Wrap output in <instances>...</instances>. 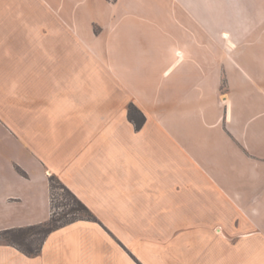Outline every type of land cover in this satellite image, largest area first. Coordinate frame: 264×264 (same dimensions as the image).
Masks as SVG:
<instances>
[{"label": "crops", "instance_id": "obj_1", "mask_svg": "<svg viewBox=\"0 0 264 264\" xmlns=\"http://www.w3.org/2000/svg\"><path fill=\"white\" fill-rule=\"evenodd\" d=\"M148 1L0 0V233L89 211L0 264H264L261 20Z\"/></svg>", "mask_w": 264, "mask_h": 264}, {"label": "rangeland", "instance_id": "obj_2", "mask_svg": "<svg viewBox=\"0 0 264 264\" xmlns=\"http://www.w3.org/2000/svg\"><path fill=\"white\" fill-rule=\"evenodd\" d=\"M96 0H90V2ZM171 0H152L146 2L151 4L152 8L165 7L170 8ZM196 9L201 16L210 19L217 28L218 32L227 31L232 38L238 42L255 41L259 39V33L249 32L246 36L241 33V26H251L256 19L261 20L264 27V0H195ZM262 35H260L261 37ZM52 189V218L56 223L67 222L79 217L89 216V212L83 209L60 183L53 177L51 180ZM41 234L36 230L24 232L21 236L18 234L0 235V240L5 238L37 246Z\"/></svg>", "mask_w": 264, "mask_h": 264}, {"label": "trees", "instance_id": "obj_3", "mask_svg": "<svg viewBox=\"0 0 264 264\" xmlns=\"http://www.w3.org/2000/svg\"><path fill=\"white\" fill-rule=\"evenodd\" d=\"M128 118L134 123V125H135L136 128H140L141 125H142V123H143V121L145 120L144 114L135 105H132V104L128 108ZM53 177H55V176H50V180ZM50 185H51V181H50ZM62 186L71 195L74 196V198H75L76 202L79 204V206H81L83 209H85L86 211H88V209L86 208V206L64 184H62ZM70 221H72V220H69L67 222H70ZM67 222L56 223V220H54L52 218V214H51V217L49 218V220L47 222H44V223H41V224H37V225H31V226H27V227H23V228L8 229V230H5V231L1 232L0 235L18 234V236L19 235L21 236L22 234H24V232H27V231H30V230H36L38 233L41 234V236L39 238V244L37 246H32V245H29V244H24L23 245L22 244L23 242H21V241H17V240H14V239L9 240V239L5 238V241L7 243H10L12 245H15L20 250H22L24 253H26L28 255H35V254H37L40 251L41 245L43 243V240H44L45 236L50 231H52L54 228H56L58 226H61L64 223H67Z\"/></svg>", "mask_w": 264, "mask_h": 264}]
</instances>
